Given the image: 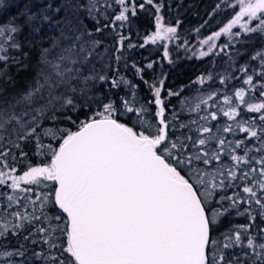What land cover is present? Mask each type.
<instances>
[{"label":"snow or ice","instance_id":"snow-or-ice-1","mask_svg":"<svg viewBox=\"0 0 264 264\" xmlns=\"http://www.w3.org/2000/svg\"><path fill=\"white\" fill-rule=\"evenodd\" d=\"M116 2L123 6L120 13L115 16L116 21H128L129 12L133 16L136 15L134 3L129 8V0ZM65 3L69 9L73 7L86 9L89 16L98 10L96 0H87L86 3L76 6H73L70 0H65ZM146 3L152 5L154 0H146ZM237 4L239 11L234 18L221 31L203 41L209 45V52L215 48V44L210 42L222 34L239 35L232 33V29L237 25L246 33L264 32V0H237ZM4 7L5 0H0V9ZM47 8L51 9L52 5L48 4ZM139 8L143 9L144 3H140ZM159 8L157 5L156 10L159 11ZM55 11L60 12L61 8L57 7ZM41 13L29 15L28 23L38 18L42 21L50 20L43 9ZM92 18L95 19L94 16ZM162 20L163 17L156 19V31L147 37L146 43L155 44L158 40H168L175 35L177 28L166 27ZM253 21H258V24L250 26ZM64 25L69 31L74 32L75 36L70 38L61 30L60 38L72 39V43L61 46L60 40H52L50 47L41 50L39 68L32 84L14 96L12 98L14 102L0 99V140L4 139L3 133L10 130L17 134L18 139L33 136L39 141L37 128L41 126L43 119L49 118L50 111L53 113L51 119H56L57 107L64 110V119L71 125L65 128L57 126L42 129L43 135L58 141L55 145L39 144L44 154L51 155L49 163L43 166H30L21 175L13 174L15 169L9 172L0 171V186L8 185V181H11L9 185L11 189H19L24 193L32 189L21 188L22 183L40 186L50 181L56 185L52 193L39 198L40 215L36 214L35 201H30L34 206L31 213L26 209L23 212L20 210L9 212L11 220L0 214V238L6 239L9 234L19 235L26 224L41 222V226L35 231L40 234L39 242L46 244L50 251L47 256L43 251L34 252L33 255L45 260L46 264H242L240 258L226 259L224 254V249L238 246L250 249L254 254L255 259L251 264H256L257 261L264 264V242L258 243L254 237L248 236L255 217H250L252 222L247 225L230 229L224 234V242L213 237L214 227L218 225L219 217L224 213L207 207V197L213 192L209 191L206 184L215 190L225 186L224 179L217 184L215 175L205 173L211 177L206 182L199 169H194L192 175L186 178L181 174L182 169H178L181 164L191 165L193 161H200L205 165L219 161L226 141L214 135L198 138L192 143V147H199L200 151L194 156L188 155L182 159L180 153L187 147L184 141L191 140V137L186 136L184 140L176 141L169 138V125L164 118V101L160 99L161 87L152 86L155 87L154 102L159 106L156 113L159 117V127L141 120L144 130L137 131L119 122L114 118V114L119 112L121 107L126 112L138 116L147 111L144 105L133 107L131 104L135 103L134 100L129 101L121 97H117L119 103L111 98L107 102L99 100L101 111L95 112L86 120H80L79 116L73 119V114L89 106V81L110 83L113 88H119L127 82L123 78L117 80L109 79L106 75L97 76L94 70L86 73L84 66L88 65L90 57L101 42L83 40L86 34L91 36L92 33L79 31V23L74 24L72 19H66ZM21 31V26L12 22L0 25V37L12 41L9 47L17 50L21 49L22 45L14 38V34L18 35ZM39 31L38 26L32 27V32ZM95 31L101 32L103 29L97 27ZM123 39L121 37V44ZM7 53L8 48L0 45V61L5 62V68L10 59ZM207 54L203 51L200 53L201 56ZM164 55H168L167 51ZM257 57H261L260 62L264 65V53H257ZM147 67L151 68L152 64H148ZM241 71L247 73L248 69L243 68ZM260 75L264 77V72ZM0 79L6 84L12 78L0 69ZM244 83L255 88L251 74L247 75ZM260 87L261 95L264 96V84ZM3 92L5 87L0 84V93ZM245 95L244 88L235 92L241 104L245 103ZM211 98L209 96V99ZM201 102L206 104L207 100ZM224 103L231 104V97L225 96ZM199 108L200 105L196 104L193 110ZM248 110L261 112L264 110V102L249 104ZM222 111L223 115L230 119L240 115L235 106ZM210 115L212 120L217 119L215 112ZM259 119L264 122V114ZM237 127L245 133H250L253 138L259 137L262 146L256 151H264V128L258 133L256 129L242 127L240 123H237ZM153 128L155 131H152ZM198 131L211 134L212 128L201 125ZM220 131L231 132L232 126L217 129V132ZM213 140L218 143L220 149L213 153L203 151V146ZM228 146L232 148V152L244 147V155H231V159L235 162L233 167L244 164L249 166L248 170L242 171L239 177L233 168L218 169L217 174L223 177L226 171L227 176L233 181L238 178L248 180L251 174L252 186L242 188L244 193L249 194V200L241 202L254 201L260 209L259 215L264 219V155L258 160L256 157H249L248 153L253 149L247 148L243 140L237 141L234 146L230 144ZM2 155L6 153H0V156ZM253 162L260 167L252 166ZM196 185L203 187L202 195ZM6 199L4 212H7L13 203L19 204V198L13 195H8ZM229 199L232 206L238 203L236 199L231 197ZM49 203L58 206V209L66 214V227L52 223L61 221L62 216L49 218L44 211ZM43 221H47V224ZM261 233H264V229H260L258 235ZM61 236H66V242L61 241ZM24 239L28 240L29 236H25ZM261 241H264V235H261ZM31 242L35 244L38 241ZM22 249L23 246L13 251L5 250L0 255L8 258L24 257L25 251ZM52 249L59 255L54 254ZM247 256L248 253L245 252L244 257ZM6 264L14 262L8 260ZM20 264H23V261Z\"/></svg>","mask_w":264,"mask_h":264},{"label":"trees","instance_id":"trees-1","mask_svg":"<svg viewBox=\"0 0 264 264\" xmlns=\"http://www.w3.org/2000/svg\"><path fill=\"white\" fill-rule=\"evenodd\" d=\"M86 2L87 0H70L73 6ZM133 3L136 6V15L133 16L129 12V20L120 22L115 20V16L120 13L123 6L119 5L116 0H96L98 10L92 14L95 19L88 15L86 9L77 7L69 9L65 0H5V7L0 9V25L10 22L20 25L22 31L18 35L14 34V38L22 47L19 50L11 48L9 45L12 41L7 40L6 37H0V45L8 48L7 54L10 58L6 68L5 62L0 61V69L12 78L6 84L3 79H0V84L5 87V92L0 93V99L14 102L12 98L32 84L39 68L41 50L50 47L52 40H60L61 46H68L72 43V39L60 38L61 30L68 37L74 38L75 33L69 31L68 27L64 25L66 19H72L74 24L79 23V31L92 33L91 36L86 34L83 40H99L101 42L90 57L88 65L84 66V71L87 73L94 70L97 76L106 75L109 79L117 80L123 78L127 82L119 88H113L110 83L99 80L89 81V106L73 114V119L79 116L80 120H86L95 112L101 111L99 100L107 102L109 98L117 100V97H121L129 101L134 100L135 103L131 104L133 107L144 105L147 111L138 116L135 113L126 112L121 107L120 111L114 114V118L137 131L144 130L140 123L141 120L149 121L159 127V117L156 115L159 106L154 102V92L155 87H161L160 99L164 101V118L169 125V138L176 141L177 139L184 140L186 136L191 137V140L184 141L187 147L180 153L182 159L188 155L194 156L200 151L199 147H192V143L198 138L214 135L226 141L219 161H213L208 165L200 161H193L191 165L181 164L178 169H182L181 174L186 178L192 175L194 169H199L206 182L211 177L205 173L215 175L217 184L221 179H224L225 186L215 190L206 184L209 191L213 192L211 196L207 197V207L213 211L219 210L224 213L219 217L218 225L214 227L213 237L224 242V234H227L230 229L247 225L252 222L250 217H255L248 236L254 237L258 243L264 242L261 241V235L264 233L258 235L259 230L264 229V219L259 215V207L254 201L251 203L241 202L249 200V194L244 193L242 188L252 186L251 174L248 180L238 178L234 181L227 176L226 171L223 177L217 174L218 169L233 168L239 177L242 171L248 170L249 166L244 164L233 167L235 162L232 161L231 155H244V147L232 152L229 144L234 146L237 141L243 140L247 148L253 149L248 153L249 157H256L258 160L260 156L264 155V151H256L262 146L261 139L253 138L250 133H245L237 127V123H240L242 127L256 129L258 133L264 128V122L259 119L264 114V110L261 112L248 110L249 104L264 102L260 87L264 84V77L260 75L261 72H264V65L260 62L261 57H257V53H264V32L246 33L242 28L235 29L232 33H239V35H221L215 48L211 52L205 49L203 52L208 54L201 56L202 51L198 49L199 43L235 15L238 10L237 0H154L152 5L147 4L146 0H129V8ZM140 3H144L143 9L139 8ZM48 4L52 5L51 9L47 8ZM157 5L160 6L159 11L156 10ZM57 7L61 8L60 12L55 11ZM41 9L46 12L50 20L42 21L38 18L28 23L27 17L33 13L42 14ZM158 17H163L162 23L166 27H176L177 32L171 39L158 40L155 44L146 43V38L156 29ZM257 24L258 21H253L250 26ZM34 25L40 28L39 32H32ZM104 25H108V27H104ZM97 27L102 28L103 31L96 32ZM121 37L124 38L123 44L120 43ZM78 51L79 45H77ZM165 51L168 53L167 56L164 55ZM254 57L256 58L254 59ZM13 61H18V63ZM148 64H152V67L148 68ZM243 68H247L248 72L241 71ZM250 74L253 75L255 88L244 83L247 75ZM201 77H203L202 83ZM80 86L82 85H78V87ZM240 88H244L246 91L244 104H241L239 98L235 96V92ZM169 93H179V95H169ZM209 96L212 98L209 99ZM225 96L231 97V104L224 103ZM204 100H207L206 104L201 102ZM117 103H119L118 100ZM196 104L200 105L199 110H193ZM232 106L237 107L240 113L235 119L224 116L222 111L228 110ZM17 110L19 111L20 108L18 107ZM212 112L216 113V120L211 119ZM64 115V110L57 107L55 127H71L64 119ZM203 117L208 118L202 119ZM45 120L43 119V121ZM201 125L212 128V133L199 132L198 129ZM229 125L232 126L231 132H217V129L222 130ZM10 128L11 126H9ZM38 130L39 128H37ZM152 131H155V128ZM3 136L4 139L0 140V153H6V155L0 156V171L9 172L15 169L13 174L21 175L32 163H35L34 160H39V144L33 136H29L27 139H18L17 134L10 130L4 132ZM53 143L55 145L58 141L53 140ZM219 149L220 146L215 140L203 146V151L209 153ZM252 166L260 167L254 162ZM10 184L11 181H8V185L0 186V214L9 220L12 219L8 216L9 212L16 210L23 212L26 209L28 213H31L34 210L33 205L28 208H23L21 205V200L27 198V194H30L31 191L24 193L19 189L13 190L9 187ZM34 186L36 185L21 184V188L33 189ZM196 186L200 188L202 195L203 187ZM8 195L19 198V204L13 203V206L4 212ZM229 197L236 199L238 203L232 206ZM37 207L38 205L35 206L36 212L38 211ZM239 213L245 214L240 215ZM66 226L67 218L65 219ZM19 235L9 234L6 239L0 238V253L5 251V246L17 241ZM23 250L25 251L24 257L8 258L0 255V264H6L8 260L13 261L14 264H20L21 261L23 264H29L31 255L26 253L25 249ZM245 252L248 253L247 257H244ZM224 254L226 259L240 258L242 264H251L255 259L250 249L239 246L224 249ZM256 264H260V262L257 261Z\"/></svg>","mask_w":264,"mask_h":264},{"label":"rangeland","instance_id":"rangeland-1","mask_svg":"<svg viewBox=\"0 0 264 264\" xmlns=\"http://www.w3.org/2000/svg\"><path fill=\"white\" fill-rule=\"evenodd\" d=\"M238 11H239V6H238L237 12ZM234 16L230 20H232L234 18ZM230 20L227 23H225L222 27H220L218 30H216L215 32L210 33L205 39H207L210 35H214L216 32L221 31L230 22ZM245 20H247V17L245 18ZM242 23H243V21H242ZM240 28L241 27L239 25H237V26H235L232 29V31L235 30V29H240ZM155 31H156V29H155ZM222 35H224V34H222ZM205 39H203L199 43V45H198L199 51H204L205 49L209 50V45L203 43V41ZM218 39H216V40H214V41H212L210 43L216 44ZM146 40H147V38H146ZM52 115H53L52 112L48 113V117L49 118L46 119L45 121H43V123H41V126L39 127V130L37 131L38 132L37 134H39V141L36 139L38 144H43V145L53 144L54 145L53 139L51 137H49V136L43 135V133H42V129L55 128V122H54L53 119H51ZM38 155L40 156V158H38L39 160H37V161L34 160L35 163H32L31 166H43V165H45V163L47 164V162L48 163L50 162L51 155L50 154H44L43 150L40 147H39V150H38ZM55 187H56V185L53 182H50V181L49 182H44L40 186H34L32 191L30 192V194H27V198L21 200L22 207L23 208H28L30 205H33L30 201H35L36 205H38V207H37L38 211L36 212V214L40 215V211H39L40 199L39 198L44 197V196L52 193L53 189ZM49 199L51 200V197H49ZM44 211L47 213L49 218L54 217L56 215H61L62 216V220L61 221H52V223L54 225L55 224H59L61 227H65V219L67 217H66V215L64 213L61 212V210L58 209V206H54L51 203H49V205L46 207V209ZM42 220H43V218H42ZM43 223L47 224V221H43ZM39 226H41V222H39V221L38 222H34L31 225H27L25 227V229L22 231V233L18 236L17 241L15 240V241L11 242L9 246H5V250L13 251V250L23 246V249H25L27 251L26 253L31 255L29 264H46L45 260L38 259L37 257H35L33 255L34 252H42L43 251L45 256H47L48 252L50 251L46 244H44L42 242H39L40 241V234H37L36 231H35V229L37 227H39ZM25 236H29V239L25 240L24 239ZM60 239H61L62 242H65L66 237L65 236H61ZM32 240H37L38 242L33 244L31 242ZM51 251L54 254L59 255V253L55 249H52Z\"/></svg>","mask_w":264,"mask_h":264},{"label":"water","instance_id":"water-1","mask_svg":"<svg viewBox=\"0 0 264 264\" xmlns=\"http://www.w3.org/2000/svg\"><path fill=\"white\" fill-rule=\"evenodd\" d=\"M120 122V121H119ZM122 123V122H121ZM66 215V214H65ZM67 217V216H66Z\"/></svg>","mask_w":264,"mask_h":264}]
</instances>
